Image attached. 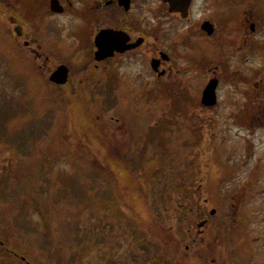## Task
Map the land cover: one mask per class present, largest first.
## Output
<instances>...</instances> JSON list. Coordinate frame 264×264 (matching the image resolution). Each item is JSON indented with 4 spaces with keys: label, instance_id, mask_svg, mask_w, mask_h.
Returning a JSON list of instances; mask_svg holds the SVG:
<instances>
[{
    "label": "rangeland",
    "instance_id": "rangeland-1",
    "mask_svg": "<svg viewBox=\"0 0 264 264\" xmlns=\"http://www.w3.org/2000/svg\"><path fill=\"white\" fill-rule=\"evenodd\" d=\"M9 44L0 25V264H264V128L161 97L151 119L105 109L101 85L55 88Z\"/></svg>",
    "mask_w": 264,
    "mask_h": 264
},
{
    "label": "flooded vegetation",
    "instance_id": "flooded-vegetation-1",
    "mask_svg": "<svg viewBox=\"0 0 264 264\" xmlns=\"http://www.w3.org/2000/svg\"><path fill=\"white\" fill-rule=\"evenodd\" d=\"M0 25L10 63L15 56L21 69L32 63L43 74L64 65L66 84L101 85L107 105L148 106L151 119L161 97L185 111L176 116L212 111L219 121L264 128V0H0ZM120 119L108 118L106 136L121 131Z\"/></svg>",
    "mask_w": 264,
    "mask_h": 264
},
{
    "label": "water",
    "instance_id": "water-1",
    "mask_svg": "<svg viewBox=\"0 0 264 264\" xmlns=\"http://www.w3.org/2000/svg\"><path fill=\"white\" fill-rule=\"evenodd\" d=\"M101 38L98 39V43L100 42ZM100 56H97V60L102 59L104 56L102 54V50L99 51ZM68 76V70L65 66L59 67L56 71H54L50 76V81L56 83V84H64L67 81ZM214 86L215 84L212 82L210 83L203 94V101L207 105H213L214 104ZM212 213H214L212 211Z\"/></svg>",
    "mask_w": 264,
    "mask_h": 264
},
{
    "label": "trees",
    "instance_id": "trees-1",
    "mask_svg": "<svg viewBox=\"0 0 264 264\" xmlns=\"http://www.w3.org/2000/svg\"><path fill=\"white\" fill-rule=\"evenodd\" d=\"M92 99H95L97 102H100V101H102V97H101V95H98L97 97H95V96H92ZM95 101V102H96ZM87 124V123H86ZM105 163V162H104ZM88 165V164H87Z\"/></svg>",
    "mask_w": 264,
    "mask_h": 264
}]
</instances>
